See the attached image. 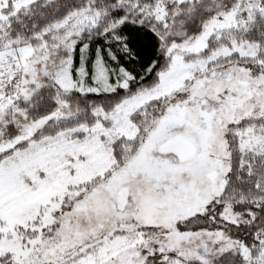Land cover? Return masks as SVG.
<instances>
[{
    "label": "snow or ice",
    "instance_id": "obj_1",
    "mask_svg": "<svg viewBox=\"0 0 264 264\" xmlns=\"http://www.w3.org/2000/svg\"><path fill=\"white\" fill-rule=\"evenodd\" d=\"M0 264H264V0H0Z\"/></svg>",
    "mask_w": 264,
    "mask_h": 264
}]
</instances>
